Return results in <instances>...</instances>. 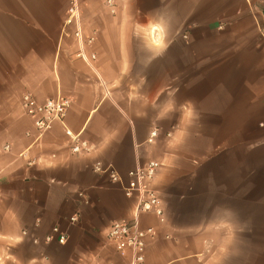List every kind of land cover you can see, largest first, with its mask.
<instances>
[{"label": "crops", "instance_id": "obj_1", "mask_svg": "<svg viewBox=\"0 0 264 264\" xmlns=\"http://www.w3.org/2000/svg\"><path fill=\"white\" fill-rule=\"evenodd\" d=\"M107 1L78 0L89 67L69 0H0V264H130L107 232L135 201L93 167L150 161L165 223L138 217L141 264H264V0ZM27 94L70 99L63 124L39 134Z\"/></svg>", "mask_w": 264, "mask_h": 264}, {"label": "built area", "instance_id": "obj_2", "mask_svg": "<svg viewBox=\"0 0 264 264\" xmlns=\"http://www.w3.org/2000/svg\"><path fill=\"white\" fill-rule=\"evenodd\" d=\"M107 6L111 8V13L113 14L114 10L111 0L107 1ZM64 26L65 28H74L73 36L79 44V50L75 55L76 58L91 67L92 63L96 60V56L94 54L86 55L84 46L93 44L94 37L88 36L84 38L78 0H69ZM70 107L71 100L63 97L48 100L42 104L38 103L34 97L28 94L24 95L21 99V108L24 114L31 119L34 128L39 134L49 131L54 123L63 124ZM67 133L72 142V153L90 152L91 148L86 142L81 141L79 135H72L68 131ZM156 136L157 132L152 131L147 142L151 144ZM8 150L9 147L5 146L0 149V152ZM160 167L161 165L158 162L150 161L144 166L130 170L126 175L125 182L121 180L111 165L104 167L100 163H96L93 167L94 173L108 175L112 183L121 184L124 197L135 201L132 220L113 222L110 224L107 232L109 242L115 247L121 257H129L130 264L143 263L146 241L154 235L152 228L144 230L139 228L138 217L150 214L157 219L159 224L165 223L163 201L152 187V182ZM70 222L75 223L76 218L72 217ZM53 237H56L60 245H63L66 241L58 228L52 229L51 235L45 238V242L49 243ZM34 243L36 244L37 241H34Z\"/></svg>", "mask_w": 264, "mask_h": 264}]
</instances>
